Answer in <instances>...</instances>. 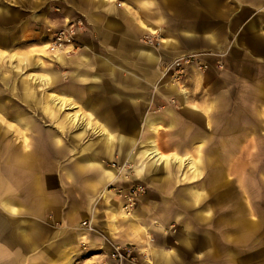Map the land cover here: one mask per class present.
<instances>
[{
  "label": "crops",
  "instance_id": "0c3cea01",
  "mask_svg": "<svg viewBox=\"0 0 264 264\" xmlns=\"http://www.w3.org/2000/svg\"><path fill=\"white\" fill-rule=\"evenodd\" d=\"M73 1L68 0L69 3ZM92 2L96 3L91 7L81 6L86 27L94 32L92 37L80 38L82 49L78 61L68 60L66 53L37 54L36 57L42 55L45 60L51 59L53 65L56 62L68 65L69 81L58 85L54 83L58 80L59 73L57 74L52 66L47 67L48 73L37 67L39 73L44 71L45 75L53 80L48 90L53 92L47 93L49 98L47 103L49 106L53 104L54 101L50 96L52 93L64 95L62 98L67 104H64L61 110L74 104L73 108L77 109L74 112L79 111L81 116L89 121V124L91 123L90 127L96 134L95 140L90 145L79 146L77 144L79 142L74 144L72 141H79L84 137L88 126L85 128L81 120L77 124H71L68 120V114L71 113L61 114V110L60 112L54 110L52 115L45 111L44 106L34 108L40 109L41 115L25 114L29 121L27 124L15 115L11 116L12 122L6 125H1L0 121V133L3 137L12 134L14 136L12 141H16L18 138L16 134H19L22 141V147L13 149L12 142L5 143L3 160L0 159V170L3 166V180L0 172V264H71L74 259L77 260V264H85L94 261L95 254H99L98 260H101L112 245L120 244V235L112 229V222L110 223L105 216L99 217L96 214L97 207L94 206L93 199L99 196L107 197L110 191L106 189V184L117 174L116 169H111L105 164L100 153L111 158L114 153H119L117 143L120 136L135 144L132 134L138 132L137 130L144 132L146 127L155 131L152 126L143 122L149 115L145 114V108L151 105L150 100L146 98L147 86L141 80L151 79L147 66L158 64L163 56L158 55L153 46L139 41L141 29L161 27L168 33L163 46L179 51L180 54L204 50L215 43L214 45H223L229 61L239 62L241 69L245 71H249L254 66L264 65L262 64L264 62V0H114V3L92 0ZM83 34L79 36L82 37ZM174 35L179 37L182 46L178 44ZM140 47L149 48L156 61H147L137 55L134 50ZM104 52L107 54H103ZM123 54L131 57L127 63L116 58ZM58 55L61 56L60 59ZM101 59L112 63L114 66L112 74L100 66ZM89 60L95 64L94 70L87 67ZM121 71H124L125 75H118ZM93 76L97 79H92ZM118 77L129 82L127 88L125 85L118 88L113 84ZM87 80L97 81L99 84L84 85ZM167 87L168 91L177 92L176 95L184 107L195 108L185 104L187 95L185 89L177 90L174 83ZM93 92L103 95H94ZM45 102L46 99L43 104ZM137 102H139L138 120H135L125 113ZM161 111L162 115L161 113L153 115L157 122L159 123L165 114L169 117L167 125L174 127L176 125L174 109L167 105ZM23 117L25 119V116ZM39 118L44 120L41 121ZM1 119L4 118L0 116ZM92 120L99 125L92 126ZM46 121L54 124L57 129L53 130V127L47 126L44 123ZM76 125H82L85 132L77 131L74 138L69 130ZM103 127L107 130L106 135L111 134V140L101 132L105 130ZM148 136L154 137L149 134ZM49 141H54L58 145V150L77 153L75 158H72L69 168L62 169L61 165H54L55 171H63L62 188L64 191L67 190L62 195L50 193L47 190L49 180L46 176L36 175L33 170L39 153L48 149ZM17 142H15L16 146L19 143ZM255 143L258 145L259 141ZM249 154L257 156L261 155V152L257 148ZM167 155L180 154L171 152ZM124 160L126 157L121 162ZM166 169H154L147 175L153 177L158 173L156 176L161 178ZM228 172H231V168ZM76 177L81 179V184H75ZM72 188H80V192H75ZM187 190L189 191L187 195L196 201L204 197L199 195V188L196 185L189 186ZM80 197H86V201L82 203L71 201ZM112 202L115 215L125 217V221L134 229H141L148 232V235H156L153 238L154 247L149 253L151 264L231 262V249L226 238L219 242L224 249L217 250L214 238L201 240L199 228H176L172 221L182 218V214L177 210L172 211L170 199L161 197L160 201L156 202L159 206L157 209L154 199L145 197L143 211L147 213V219L145 226L140 228L137 214L124 216L117 199H113ZM208 213L207 211L206 214ZM156 220L163 221L167 227L159 231L155 225ZM153 244L152 241L148 242L149 246ZM221 259L226 262L220 263ZM109 264L145 263L109 261ZM257 264H264V261Z\"/></svg>",
  "mask_w": 264,
  "mask_h": 264
},
{
  "label": "rangeland",
  "instance_id": "374dc122",
  "mask_svg": "<svg viewBox=\"0 0 264 264\" xmlns=\"http://www.w3.org/2000/svg\"><path fill=\"white\" fill-rule=\"evenodd\" d=\"M106 1L114 3V0ZM94 3L96 2L92 0H74L71 3L68 0H0V10H3L0 11V18L3 16V20H0V36H3V44L0 43V105H2L0 116L4 118L0 120L1 125L12 122L11 116L17 113L29 114V116L41 115L40 109L31 108L23 98V87L24 83L34 87L37 84L36 93L41 102H44L47 93L53 92L48 91L51 86L33 81L29 77L34 73L39 74L36 65L31 66L33 57L37 54H53L46 49L47 38L43 36L45 27L62 26L75 19L83 20L84 27L77 35L74 47L63 52L69 57L68 60L78 61L82 49L81 39L92 37L94 32L92 29H87L81 6L91 7ZM37 12L44 17L35 18ZM81 33H84L82 37L79 36ZM146 34L152 35L153 38V42L147 45L153 46L163 58L158 64L147 66L151 79L141 80L147 86L146 98L150 100L151 105L145 108V114L153 116L161 113L162 115V108L170 105L176 113V125L168 126L169 117L164 114L159 122L161 129L153 131L145 127L144 132L137 130L138 132L132 134L135 138V146L144 144L148 134L153 135L161 152L166 155L176 152L182 158L190 156L194 159L195 169H190V163L186 161L183 164L175 161V155H167L168 160L165 164L167 169L161 178L156 176L158 173L153 177L145 173L141 177L136 175L131 162L122 165L126 161L121 162L125 157L123 153L116 152L111 158L100 153L105 164L115 168L117 174L106 184V189L110 191L107 197L99 196L93 199L94 206L97 207L96 214L99 217L105 216L110 223L112 222V229L120 235L119 245H132L137 254L147 253L145 258L139 255L138 262L151 264L149 253L154 247L153 238L156 235H148V232L134 229L125 221V217L115 215L113 212V199H117L121 209L120 194L124 193L132 183L140 182L145 186V191L138 196L132 212L139 216V228L145 226L147 219V213L143 211L144 198L152 197L157 209L159 206L156 202H159L161 197L168 198L172 202V211L177 210L182 214V218L172 221L176 228H199L201 240L214 238L217 250L224 249L219 242L226 238L231 249V262L225 261L226 264L262 263L264 261V242H262L264 241V65L254 66L249 71H245L241 69L239 62L229 61L223 45H214L215 43L204 50L180 54L179 51L163 46L168 33L159 26L141 29L140 42H144L143 37ZM174 38L180 44L179 37L174 35ZM190 54L192 55L190 61L184 64L177 80L174 76V62ZM116 58L121 59L123 63L131 59L128 54ZM89 62L87 67L94 70L95 64L92 60ZM52 69L57 74L61 73L58 74L59 78L54 84L68 83L67 64L56 62ZM118 75H125V72L121 71ZM92 83L99 84L97 81L87 80L84 85H92ZM128 83L118 77L113 84L118 88H122V85L127 88ZM171 83L176 85L177 90H186L185 104L195 108L187 109L180 102L177 92L167 90V86ZM92 94L103 95L98 92ZM138 105L139 102L135 106L132 105L125 115L138 120ZM76 110L73 107H64L61 114L74 113ZM39 119L44 120V118ZM93 122L94 120L92 126L99 125ZM44 123L53 127V130L57 129L49 121ZM137 123L140 124L139 121ZM90 124L87 125L84 137L79 141H72L74 144L79 142L77 144L80 146L94 142L96 134ZM85 128L82 125L72 126L69 130L72 132L70 135L74 137L79 130L85 132ZM16 135L18 136L16 141L19 142L17 146L16 141H12L14 138L12 134L3 137L0 133L1 160H3L5 143L12 142L11 146H14L12 149L22 147L21 136ZM256 141H259L258 145ZM135 146L132 148L134 151ZM57 147L54 141H49L48 149L39 153L33 170L36 175L46 176L49 180L47 190L50 193L62 195L67 190L64 191L62 188L63 171H55L54 165H61L62 169L69 168L72 158H75L77 153L58 150ZM257 148L261 155L249 154ZM229 168H231L230 173ZM0 172L3 180V166ZM80 182L81 179L76 177L75 184L79 185ZM192 185L198 186L199 195H204L200 200L196 201L187 195L189 193L187 189ZM72 190L80 192V188H72ZM84 200L86 201V197L71 199L74 203H82ZM123 215L128 216L124 212ZM155 225L159 231L167 227L160 220H156ZM151 241L153 245L149 246L148 242ZM225 262L220 260V263Z\"/></svg>",
  "mask_w": 264,
  "mask_h": 264
},
{
  "label": "bare ground",
  "instance_id": "6f19581e",
  "mask_svg": "<svg viewBox=\"0 0 264 264\" xmlns=\"http://www.w3.org/2000/svg\"><path fill=\"white\" fill-rule=\"evenodd\" d=\"M0 11H3V10H0ZM34 17L39 19V18H43L44 15L39 13V14H35ZM0 20H3V16L0 18ZM0 43L3 44V36H0ZM134 51L137 55L144 57L147 61H152V62L156 61V57L149 50V48H141L140 47V48H135ZM41 56L38 55L36 58H33L31 66L35 67V65H36V67H39L40 70H44L46 73H48L47 67L53 66V60H51V59L45 60ZM57 57L59 59L61 58L60 55H58ZM99 62H100V60H99ZM100 66L103 67L110 74H112L114 72V66L112 65V63L109 61H106L105 59H101ZM44 71H42L43 74L34 73V74L29 75V77L32 78L33 81H35V80L39 81L43 85H49V84L53 83V80L49 76H46L45 75L46 73H44ZM92 79H97V77L93 76ZM35 87L29 83H24V87H23V98L29 103V105L31 107H33V108L41 107L42 108V106H44L43 108L45 109V111L47 113L49 112L53 115L54 110H56V112H60L62 106L64 104H67V103H65V101L62 98V96H64V95L61 96V94L59 95L58 93H52L50 95L51 99L54 101L52 105L50 104V106H49V104L47 103V100L49 101V98L47 95H46V102H45V104H43V102H41L42 100L40 101L39 95H37V93H36L37 84ZM73 105L70 104V107H73ZM0 107H2V105H0ZM15 116H19L22 120H24V122L26 124L29 122L27 120V118H28L27 115L16 114ZM23 116H25L26 120L24 119ZM68 120L70 121L71 124H74V123L77 124L78 121L81 120L82 125L84 127H86L89 124L88 123L89 121L87 122L84 119V117L81 116V113L79 111L68 114ZM143 122L149 126H152L155 131L162 128V126L159 125V123L157 122V120L153 116L147 115L146 119ZM105 130H103L101 132L103 133L104 136H107L108 139L111 140L112 139L111 134L108 133V135H106L107 130L106 131ZM30 142H31V140H29L28 143H30ZM117 144L119 145V153H123L126 157V161H124L125 163L123 162L122 165L125 166V165H128L129 162H131L137 176L142 177V175H144L145 173H148L154 169H157V170L165 169V164L168 160V156L159 150V148L155 142L154 137H150V138H149V136L145 137L144 144H139L136 147L135 144L133 143V141H131L129 139H125L122 136H120ZM134 146H135V151L132 150V148ZM175 161H179L182 164L185 163V161H186V163H190V165H189L190 169H193V168L195 169V167L193 165L194 159L190 156L182 158L178 155H175ZM110 168L115 169L112 166ZM128 216H132V213Z\"/></svg>",
  "mask_w": 264,
  "mask_h": 264
},
{
  "label": "built area",
  "instance_id": "2783aa9c",
  "mask_svg": "<svg viewBox=\"0 0 264 264\" xmlns=\"http://www.w3.org/2000/svg\"><path fill=\"white\" fill-rule=\"evenodd\" d=\"M84 27L82 19H75L68 21L62 26H47L43 36L46 37V49L53 53H63L74 47L77 35ZM144 42L146 44H151L153 42L152 35H144ZM190 55L180 57L174 62V76L179 80V74L183 71L184 64H188L190 61ZM145 186L140 182L132 183L128 189L121 193V209L126 215H130L135 208L136 201L139 195L144 193ZM86 224V222H82ZM146 257L147 253L140 252L137 254L135 248L132 245H112L108 250L107 254L101 260L99 259V254H95L94 261L87 262L85 264H109V261H128V262H138V256ZM77 260L74 259L71 264H77Z\"/></svg>",
  "mask_w": 264,
  "mask_h": 264
}]
</instances>
